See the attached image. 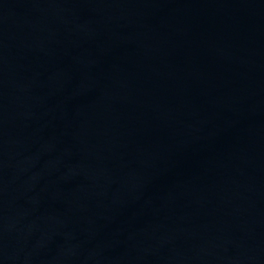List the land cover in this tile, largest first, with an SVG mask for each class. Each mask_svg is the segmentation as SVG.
Returning a JSON list of instances; mask_svg holds the SVG:
<instances>
[{"label":"water","instance_id":"1","mask_svg":"<svg viewBox=\"0 0 264 264\" xmlns=\"http://www.w3.org/2000/svg\"><path fill=\"white\" fill-rule=\"evenodd\" d=\"M0 264H264V0H0Z\"/></svg>","mask_w":264,"mask_h":264}]
</instances>
